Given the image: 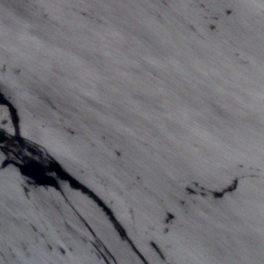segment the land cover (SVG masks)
Segmentation results:
<instances>
[{
	"label": "water",
	"instance_id": "water-1",
	"mask_svg": "<svg viewBox=\"0 0 264 264\" xmlns=\"http://www.w3.org/2000/svg\"><path fill=\"white\" fill-rule=\"evenodd\" d=\"M0 264H264V0H0Z\"/></svg>",
	"mask_w": 264,
	"mask_h": 264
}]
</instances>
